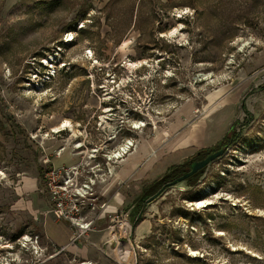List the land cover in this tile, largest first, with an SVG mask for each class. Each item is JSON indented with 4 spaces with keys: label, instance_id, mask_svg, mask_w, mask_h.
I'll list each match as a JSON object with an SVG mask.
<instances>
[{
    "label": "rangeland",
    "instance_id": "rangeland-1",
    "mask_svg": "<svg viewBox=\"0 0 264 264\" xmlns=\"http://www.w3.org/2000/svg\"><path fill=\"white\" fill-rule=\"evenodd\" d=\"M128 140L130 264H264V0H0V264L127 263L53 257L37 207L51 167H107Z\"/></svg>",
    "mask_w": 264,
    "mask_h": 264
},
{
    "label": "built area",
    "instance_id": "built-area-1",
    "mask_svg": "<svg viewBox=\"0 0 264 264\" xmlns=\"http://www.w3.org/2000/svg\"><path fill=\"white\" fill-rule=\"evenodd\" d=\"M136 145L128 140L119 149L110 154H105L107 167H102L100 161L94 164L81 165L73 163L70 165L53 166L45 173V188L50 195L52 209L58 219L67 221L72 228V243L86 241L91 231L97 230L96 221L99 212H104L106 203L98 205L99 196L94 190L97 181H104L114 173V165L119 162L131 148ZM95 158L94 154L89 155ZM89 212H95L90 215ZM108 224L103 236L97 245L101 248L106 246L107 250L123 248V243L130 241L133 223L129 210L117 209L105 213ZM38 244V237L34 240ZM39 245V244H38ZM106 250V252H107ZM133 257L134 251H130Z\"/></svg>",
    "mask_w": 264,
    "mask_h": 264
},
{
    "label": "crops",
    "instance_id": "crops-1",
    "mask_svg": "<svg viewBox=\"0 0 264 264\" xmlns=\"http://www.w3.org/2000/svg\"><path fill=\"white\" fill-rule=\"evenodd\" d=\"M58 148L57 144H55ZM137 149L130 153L127 157H124L119 162L114 165V173L104 181H99V200L98 205L105 202L106 207L104 212H99V217L96 221L97 230L91 231L87 236L86 241H79L78 243H72V228L70 224L65 221L58 219L52 209V202L50 200V195L46 190L45 186L38 190V193L43 196L44 205H42V200L38 205V215L37 219L40 223L41 228L44 230L46 239L54 248L53 257L59 254L68 253L72 255V261H80L81 258H85V254H88L90 248L96 250H102L101 247L97 245L98 240L103 236L105 232V227L108 224V219L106 217L107 212L115 211L121 208L123 204V194H122V183L124 177L130 176V178H135L138 174V156L134 154ZM64 153H68L72 158L71 160H76L75 157L69 152L67 148L61 149L60 152L57 151L55 161L58 157L62 156ZM53 161V162H54ZM75 162V161H74ZM73 162V163H74ZM71 163V164H73ZM55 164V163H54ZM63 165V164H62ZM67 165V164H66ZM60 166V165H55ZM38 194V195H39ZM36 208V206H35ZM90 215H95V212H89ZM145 233V228H142L137 237L139 238ZM92 246V247H91ZM106 252V251H104ZM87 256V255H86ZM85 264H91V261L85 262Z\"/></svg>",
    "mask_w": 264,
    "mask_h": 264
},
{
    "label": "water",
    "instance_id": "water-1",
    "mask_svg": "<svg viewBox=\"0 0 264 264\" xmlns=\"http://www.w3.org/2000/svg\"><path fill=\"white\" fill-rule=\"evenodd\" d=\"M224 152H225V149L221 148L215 152L209 153L206 157H204L202 159L194 160L190 165L191 166L190 170H188L183 175H181L178 178H176L175 180H173V182L170 184L178 183V182L183 181V180L187 179L188 177L194 175L195 173H197L198 171H200L204 167H206L211 161H213L214 159L221 156ZM164 189H165V186H163L157 193H155L151 197H149L147 199V202H150L153 199L157 198L164 191Z\"/></svg>",
    "mask_w": 264,
    "mask_h": 264
},
{
    "label": "trees",
    "instance_id": "trees-1",
    "mask_svg": "<svg viewBox=\"0 0 264 264\" xmlns=\"http://www.w3.org/2000/svg\"><path fill=\"white\" fill-rule=\"evenodd\" d=\"M239 137V132H233L231 131L230 129V132L228 131L227 134H225L219 141L218 143V147L220 148L222 145L224 147H227L229 146L230 144H232L237 138ZM201 153V152H200ZM200 156H197L196 158H201V157H204V156H207L208 154L206 153H202V154H199ZM183 166L184 164L183 163H179V164H174L172 166L169 167V169L167 170L166 172V176H165V179L166 178H171L173 180H175L176 178H178L179 176H181L182 174H184L185 172L187 171H183ZM164 179V180H165ZM172 180V181H173ZM163 182H159L158 184H162ZM161 186V185H160ZM140 219L138 218L137 219V222L139 221Z\"/></svg>",
    "mask_w": 264,
    "mask_h": 264
},
{
    "label": "bare ground",
    "instance_id": "bare-ground-1",
    "mask_svg": "<svg viewBox=\"0 0 264 264\" xmlns=\"http://www.w3.org/2000/svg\"><path fill=\"white\" fill-rule=\"evenodd\" d=\"M173 31V30H172ZM73 38V37H71ZM68 39V40H71ZM132 62V61H131ZM133 64V63H131ZM65 130V129H69V130H73L74 129V125L71 121H69L68 119L64 120V122L62 124H60L58 127H55L53 129V132H59L60 130ZM79 145V144H78ZM77 145V146H78ZM127 244V243H126ZM126 244L122 245L124 246L125 249L121 248L120 246L117 247L115 250H113V252L115 253L116 258L118 259V261H120V263H122L123 261L127 262L125 264H130V256L131 253L128 251V247L126 246ZM87 263V262H86Z\"/></svg>",
    "mask_w": 264,
    "mask_h": 264
},
{
    "label": "flooded vegetation",
    "instance_id": "flooded-vegetation-1",
    "mask_svg": "<svg viewBox=\"0 0 264 264\" xmlns=\"http://www.w3.org/2000/svg\"><path fill=\"white\" fill-rule=\"evenodd\" d=\"M202 158H204V157H202Z\"/></svg>",
    "mask_w": 264,
    "mask_h": 264
}]
</instances>
